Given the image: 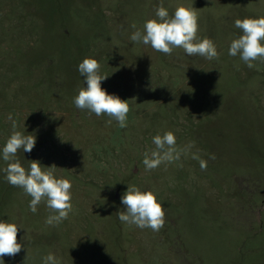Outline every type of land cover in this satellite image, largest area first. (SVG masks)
Returning a JSON list of instances; mask_svg holds the SVG:
<instances>
[{
	"label": "rangeland",
	"instance_id": "1",
	"mask_svg": "<svg viewBox=\"0 0 264 264\" xmlns=\"http://www.w3.org/2000/svg\"><path fill=\"white\" fill-rule=\"evenodd\" d=\"M161 5L170 16L196 8L197 39H211L219 59L131 41ZM246 17H264V0H0V221L18 226L22 245L4 264H43L49 253L58 264H264V62L249 68L228 54ZM85 58L108 76L107 93L128 100L126 127L75 106ZM13 120L36 137L17 153L22 166L55 164L71 182L59 224L46 223L55 213L44 202L32 213L31 197L5 179ZM167 131L177 149L195 146L146 171L144 153ZM128 185L162 204L158 232L119 220Z\"/></svg>",
	"mask_w": 264,
	"mask_h": 264
},
{
	"label": "clouds",
	"instance_id": "2",
	"mask_svg": "<svg viewBox=\"0 0 264 264\" xmlns=\"http://www.w3.org/2000/svg\"><path fill=\"white\" fill-rule=\"evenodd\" d=\"M198 17L196 8L178 6L173 15L163 6L156 9V18L149 19L144 24V32L137 30L131 36L133 42H142L150 45L152 49L171 55L173 49L182 48L188 56L199 55L207 60L219 59L214 42L209 38L197 39ZM235 27L242 31V35L233 39L228 54L237 56L249 68L254 67L253 61L264 62V17L243 18L235 20ZM78 71L85 78L87 87L80 88L74 97V104L78 109L88 110L97 116L107 114L112 120L118 122L121 128L127 126V114L130 111L128 100H122L115 94H109L101 87V82L108 76L100 74V64L94 58H85L78 65ZM12 120L11 114L8 116ZM12 134L2 149L3 160L7 167L6 181L23 189L31 197L29 209L37 212V206L44 202L53 213L47 217L49 225L59 224L68 218L72 210L71 182L66 178H57L55 164L42 166L40 161L31 160L28 169L22 166L17 153L19 150L30 153L35 144V135H25L16 130V122L12 121ZM155 145L150 153H144L143 164L145 170H153L162 163H171L180 159L182 154L188 153L194 146L190 142L184 148L177 149L176 136L172 131L152 138ZM192 159L198 160L201 170H206L207 162L197 153ZM210 159H215L210 154ZM121 203L126 210L117 212L122 223L135 225L141 229L150 228L158 232L165 223V211L156 195L152 191H141L134 185H128L121 196ZM18 226L15 223L0 221V264H4L3 257H14L22 250L21 243L17 242ZM43 264H58L56 257L49 253L43 258Z\"/></svg>",
	"mask_w": 264,
	"mask_h": 264
}]
</instances>
